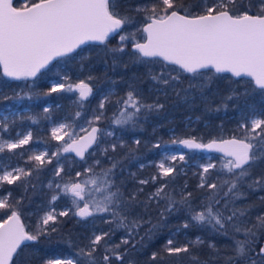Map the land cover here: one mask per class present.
<instances>
[{
    "label": "snow or ice",
    "instance_id": "1",
    "mask_svg": "<svg viewBox=\"0 0 264 264\" xmlns=\"http://www.w3.org/2000/svg\"><path fill=\"white\" fill-rule=\"evenodd\" d=\"M251 9L252 0H248L247 6L245 0H198L194 4L184 0H157L151 7L137 6L134 10H122L120 0H29L22 7H15L13 0H0V69L4 77L28 80L36 77L54 58L75 54L87 41L98 42L104 46L105 55L114 57L128 52L131 45L128 55L132 64L148 65L159 59L176 66L171 71H149L153 81L148 90L150 95L166 94L167 89L178 94L184 92L186 96L194 91L203 95L213 80V73L250 78L248 83H254L255 88L249 91L245 86L241 92L232 90L222 100L226 107V101L246 98L256 89L264 95V0H259L255 14ZM141 14L143 23L137 19ZM116 37V44L108 47L110 40ZM112 63L115 66L117 59L114 58ZM124 66L128 67L127 64ZM185 77L188 85L181 88ZM136 80L134 76L126 82L123 95L111 90L103 95L85 120L87 127L77 121L88 115L84 102L92 94V88L84 80L75 85L53 83L42 95L78 91L77 103L81 111H77L70 121L52 128V139L63 143L57 144L55 151L45 149L37 153L33 150L28 161L34 164L27 169L12 167L10 161L5 163L2 154L5 151L14 153V150L28 145L33 133L31 130L26 133L18 131L16 137L11 138L15 118L23 119V116L13 112V105L0 109V192L5 193L0 195V209L8 208L11 213L0 222V264H16L24 242L50 238L59 231L57 225L62 223L59 218L69 216L79 217L87 234L77 237L76 242L69 241L76 249L72 257L47 260L45 264H125L130 252L146 248L158 239L168 217L181 214L184 217L182 222L163 245V252L169 256L185 253L190 255L193 264H215L220 250L212 241L207 242V247L215 255L207 260H202L193 251L205 245L200 236L177 246L175 237L181 229L195 227L208 231L213 237H225L231 241L232 254L224 258V264H264V213L256 214L253 219L255 205L237 206L238 201L247 198L248 192L264 191V174L253 177L254 167L264 161V110L250 106L240 111L236 129L240 136L224 139L221 135L207 143L196 137L171 140L172 145H182L189 150L222 154L218 163L210 157L206 163L198 165L201 169L198 173L200 182L196 186L199 196L188 190L187 183L179 188L173 187L176 177L183 171L174 162L185 161V154H177V150L156 165L157 174L138 181L141 186L156 185L154 191L141 199L144 187L126 193L124 182L116 180L115 170L120 162L109 155L110 151L115 153L118 148L127 147L121 138L116 137L113 125L120 129L135 128L142 118L146 120L164 107L159 95L149 101ZM31 87L27 92L16 93L15 97L3 98L32 100L39 94L32 92ZM109 107L113 109L111 116L108 115ZM48 111L45 107L44 113ZM105 121L107 127H104ZM80 132L86 135L81 136ZM5 133L9 134L8 139L4 138ZM134 143L139 146L141 142L136 139ZM154 147L159 148L161 144ZM133 151L129 148V154ZM70 152L87 165L83 171L75 173L81 179L71 176L64 179V161L70 160L64 154ZM88 157H93L90 164ZM105 160L110 162L109 167H103ZM48 165L54 167L49 169ZM45 171L52 172L45 193L50 198L46 205H37L36 228L29 232L21 222L23 202L25 199L31 201L28 196L30 188L35 195L43 186L34 183L33 179L39 181ZM131 175L135 176V173ZM4 185L22 189L19 198H13V190H5ZM62 197L70 200L71 207L56 211L55 203ZM13 199L14 202L10 203ZM260 200L264 201V196ZM41 210L43 214L39 215ZM153 212H158L157 223H153ZM97 221L107 226V230ZM146 225L148 227L141 235V229ZM121 230L123 234L115 243L114 239ZM162 259L154 251L150 264ZM127 264L134 262L128 260Z\"/></svg>",
    "mask_w": 264,
    "mask_h": 264
},
{
    "label": "trees",
    "instance_id": "2",
    "mask_svg": "<svg viewBox=\"0 0 264 264\" xmlns=\"http://www.w3.org/2000/svg\"><path fill=\"white\" fill-rule=\"evenodd\" d=\"M29 3V0H13L15 7H22L23 3ZM157 0H120L121 9L134 10L137 6L151 7ZM185 3L194 4L198 3V0H184ZM248 0H245V6H247ZM259 6V0H252V13L255 14ZM134 14V13H133ZM140 23L145 22L143 20V14L137 17ZM118 37L110 40L108 47H112L116 44ZM131 45L128 46V52L131 51ZM128 52L125 54H116L114 57L112 54L105 55L104 46L99 43H89L82 48L78 49L75 54H70L65 57H59L51 62L46 68H44L36 77L28 80H9L5 78L0 69V109H3L7 105H13L16 107L18 101L15 99L5 100L4 96L15 97V94L29 91L31 85V91L38 93L32 100L25 98L19 101V107L29 108L28 118L36 119L37 126H32L33 137L36 135V129L42 130L40 132L43 146L53 151L56 150V145L59 144L49 137V123H57L60 120L68 122L75 115L77 111H81L74 96L67 91L60 93H52L50 96H44L42 93L48 91L51 88V81L58 80L60 83L75 85L77 82L84 80L92 88L93 94H91L85 103V110L87 116L84 119L78 120L77 123L86 120L90 115L93 108L96 107L99 100L103 95H106L110 90L123 95L126 90V82L132 78L137 77L136 83L144 90L145 96L149 97V101L155 99L159 95V101L164 107L156 113L148 116L146 120L143 118L136 125L135 128L129 126L127 129L114 128L116 131L121 132V139L126 143L127 147L121 149L118 148L115 153L109 152L110 156H113L120 162L119 167L115 170L117 173L116 180L119 183L123 181L125 184V191L131 192L132 190L144 187L145 192L141 195V199L144 198L150 191H154L155 186L152 183L141 186L138 184L140 179H148L152 175L157 174V168L155 164L161 159V152L167 148H176L177 145H172V139H185L190 137H196L201 139L202 142L208 141L212 138L230 137L233 135L240 136L241 133L237 132V123L239 120V113L241 110H247L248 107L254 106L258 110H264V95L260 93L259 89L255 90V93L248 97H242L239 100L233 99L226 101L225 107L222 103L224 97H226L232 90L241 92L244 87L247 86L249 91L255 88L253 83L249 84V80H235L228 75L211 74L213 80L204 89L203 95L199 91L188 93L187 96L184 92L173 91L167 89L165 93H152L149 94V88L153 85V81L150 79L148 73L151 70L152 73H159L161 70L171 71L175 67L169 66L161 61L148 65L132 64ZM117 59L118 63L113 66V59ZM125 64L128 65L125 68ZM66 77V80L60 78ZM92 79L89 80L88 77ZM60 78V79H59ZM116 81L114 85L112 82ZM200 82H203L201 80ZM188 85V79L185 77L181 88H186ZM73 99V101H71ZM115 97H113V100ZM45 105H49L48 113H44L43 108ZM239 105V107H237ZM219 108L217 111L216 109ZM113 109L109 107L108 115L111 116ZM27 116V114H26ZM25 117V114H23ZM47 117V118H46ZM48 117L51 120L48 121ZM30 120L26 121V129L30 126ZM16 121L11 129L10 136H14L16 130ZM108 126V122L105 121L104 127ZM140 140L139 146L134 141ZM33 140V138H32ZM118 142V141H116ZM157 143L161 144V147H154ZM129 148L134 151L129 154ZM185 154L184 161H176L178 167H181L183 171L176 177L173 187H182L185 183L188 185V190L192 191L194 195L199 196L196 186L200 182L199 172L201 169L198 167L199 163H205L204 155L194 151H183ZM70 160L75 158L64 155ZM213 161L218 163L219 156H212ZM70 160H65L66 165L64 179L67 180L69 176L73 179H81L75 176L77 171H83L86 167L82 161L79 163H71ZM93 157H88V163H92ZM34 162L28 163V168L32 167ZM144 167L141 168L140 165ZM110 162L105 160L103 167H109ZM49 169L54 165H48ZM123 169V171H121ZM99 171V169H97ZM135 173V176L131 175ZM264 174V161L258 163L253 169V177ZM52 172L45 171L39 181L33 179L34 183L42 184L43 186L37 190V193L33 195L31 188L29 189L28 196L31 197V201L25 199L23 202L24 215L22 216V223L25 225L26 231L34 232L37 224L38 214L37 205H46L50 196L46 197L45 193L48 192L47 184L51 178ZM4 189L13 190V198H19L22 189H17L14 185H4ZM264 196V191L248 192L247 198L238 201L237 206L241 205H255L252 212V218L258 213H264V201L260 200V197ZM14 202L10 200V203ZM69 206V202L62 197L55 203L56 211H61ZM46 210V209H44ZM8 208L0 209V222L10 215ZM43 214V210L39 212V215ZM153 223H157L158 212H153ZM183 215H173L168 217L166 226H163L158 233V239L148 244L146 248L139 249L130 252L126 257L125 264L128 260L134 262V264H150V256L152 252H158L163 259L158 260L155 264H193V261L189 254L181 253L179 256H169L163 252V245L168 239L169 234L175 230L183 220ZM62 223L57 225L59 231L53 234L50 238L42 237L38 241H30L22 248L20 255L16 258V264H45L47 260H51L55 257H72L76 251L71 246L69 241L76 242L77 237H81L87 234L86 227L83 223L79 222L80 218L75 216L60 217ZM147 219V217H145ZM100 227H104L107 230V226L100 224ZM148 226L141 229V235L144 234ZM123 234V230L117 233L114 242L118 243L120 236ZM197 236H200L205 240V245L193 249L197 252L202 260L209 259L210 256L215 254L207 247V242L212 241L216 244V247L220 250V257L215 259V264H224V258L231 255V241L225 237H213L208 231H202L198 228L181 229L176 235L175 239L178 241L177 246L186 243L189 240H195ZM264 242V241H262Z\"/></svg>",
    "mask_w": 264,
    "mask_h": 264
},
{
    "label": "rangeland",
    "instance_id": "3",
    "mask_svg": "<svg viewBox=\"0 0 264 264\" xmlns=\"http://www.w3.org/2000/svg\"><path fill=\"white\" fill-rule=\"evenodd\" d=\"M23 4H25V2L23 3ZM143 65H145V64H143ZM6 78V77H5ZM60 78H63V80H66L65 78L66 77H64V76H61ZM59 78V79H60ZM7 79H9V78H7ZM9 80H12V79H9ZM53 83H60V81H58V80H54V81H51V87H52V85H53ZM77 83H79V82H77ZM76 83V84H77ZM87 83V82H86ZM68 84H70V82L68 83ZM88 84V83H87ZM67 92H69V94H71V95H73L74 96V99H76V100H78V94H79V92L78 91H67ZM92 94H93V91H92ZM71 101H73V99H71ZM18 105L20 104V102L18 101V103H17ZM45 107H47L48 109H49V105H45ZM44 107V108H45ZM44 108H43V110H44ZM13 112H19V113H21L22 114V116H23V114H25V117H23V119H20V117H16L15 119H16V121H19V120H25V121H27V119H29L28 118V113H29V108H27V107H24V108H20V107H13ZM26 114H27V116H26ZM75 116V115H74ZM73 116V117H74ZM33 120H35L36 121V119H31L30 120V126L28 125V127H27V129L25 128V130H23V131H21V132H23V133H26L27 131H29V130H31V128L30 127H32L33 125L34 126H37L38 125V122L36 121L35 123H33ZM51 120V117H48V121H50ZM62 122H65V121H63V120H60V121H58L57 123H49V124H51L50 125V128H49V130H48V132H49V137L52 139V134H51V130H52V128L53 127H55V126H58V124H60V123H62ZM78 124H81V125H84L85 127H87V125L85 124V120L84 121H81V122H79ZM115 126V125H114ZM116 128H118L117 126H115ZM113 130H115L114 128H113ZM36 131H38V132H42V130H37L36 129ZM76 131L77 132H79V127H77V129H76ZM115 132H116V137H119V138H121V132L122 131H120V132H118V131H116L115 130ZM32 133H33V129H32ZM82 133H84V132H80L79 134L81 135ZM15 135H16V133H15ZM68 138L67 137H65V140H67ZM110 140H115V138H109ZM54 140V139H53ZM55 142H58L59 144H62L63 143V141H57V140H54ZM30 144V143H29ZM28 144V145H29ZM24 146H26V145H24ZM29 148H27V153H28V156H30V155H32L33 154V150H35L37 153L39 152V151H44L45 149H47L45 146H43V144H42V141H40V146H39V148L38 149H36V148H33V147H31L30 145L28 146ZM178 150V151H177ZM53 151H55V149L53 150ZM174 151H177V154H183V151L182 150H180L179 149V147H176V148H167V149H164L162 152H161V159L159 160V161H157V163L155 164V166L161 161V160H163L164 159V157L166 156V155H170V154H172V152H174ZM28 156L25 158V162L27 163H29V162H32V161H28ZM212 158V156H207V155H204V158H205V163L208 161V158ZM186 161V160H185ZM184 161V162H185ZM214 162V161H213ZM169 163H172L171 161H169ZM214 163H216V162H214ZM200 164H203V163H199L198 165H200ZM23 167V166H22ZM64 200H66V201H68L69 202V206H67V207H71V203H70V200L69 199H67V198H64ZM66 207V208H67ZM61 210H64V209H61ZM73 211H74V209H73ZM56 258H60V257H55V258H53V259H51V260H54V259H56ZM63 258H70V257H63Z\"/></svg>",
    "mask_w": 264,
    "mask_h": 264
},
{
    "label": "flooded vegetation",
    "instance_id": "4",
    "mask_svg": "<svg viewBox=\"0 0 264 264\" xmlns=\"http://www.w3.org/2000/svg\"><path fill=\"white\" fill-rule=\"evenodd\" d=\"M16 126L17 127H16V130L14 132V136L11 138H15L16 137L15 133H17L18 131L21 132V131L25 130L26 121L22 120V121L18 122V124ZM4 138L8 139L9 134L5 133ZM40 139H41V134H40V132L37 131L36 135L33 137V140L30 141L29 145L33 148L38 149L40 146ZM29 145H26L20 149L14 150V153H8L7 151H5V153L2 154L5 163H8L10 161L12 167H16V166L22 167L23 166V168L27 169L28 168V162L26 163L24 160L28 156L27 148H29L28 147ZM4 194H5L4 192H0V195H4Z\"/></svg>",
    "mask_w": 264,
    "mask_h": 264
},
{
    "label": "water",
    "instance_id": "5",
    "mask_svg": "<svg viewBox=\"0 0 264 264\" xmlns=\"http://www.w3.org/2000/svg\"><path fill=\"white\" fill-rule=\"evenodd\" d=\"M89 43H98V42H94V41H87V42H85V44H83V45H81L80 46V48H82L83 46H85V45H87V44H89ZM79 48V49H80ZM130 49H131V47H130ZM57 58H59V57H57ZM57 58H54L51 62H53L55 59H57ZM158 59V58H157ZM159 60V59H158ZM159 61H161L162 63H164V64H166L165 62H163L162 60H159ZM50 62V63H51ZM49 63V64H50ZM167 65V64H166ZM169 66H173V65H169ZM174 67H176V66H174ZM2 70V69H1ZM43 69H41V71H42ZM40 71V72H41ZM2 74H3V72H2ZM221 75H228V76H230V77H232L233 79H235V80H241V79H244V80H249L250 81V78H248V77H244V78H237V77H233L230 73H220ZM7 78V77H6ZM10 79V78H9ZM254 84V83H253ZM89 86V85H88ZM90 87V86H89ZM78 97H79V94H78ZM83 135H86V133H82L81 134V136H83ZM232 136H230V137H226V138H224V139H228V138H231ZM207 142H209V140L208 141H205L204 143H207ZM178 147H179V149L180 150H182V151H194V152H197V153H201V154H203V155H207V156H221L222 154L221 153H218V152H214V151H212V152H209V151H205V150H196V149H193V150H189V149H186V148H184L182 145H178ZM64 155H67V156H70V157H73V158H75L77 161H80V158L79 157H77L76 155H75V153L74 152H70V153H65ZM87 155V154H86ZM7 219V218H6ZM22 222V221H21ZM26 243H28V242H24V244H26Z\"/></svg>",
    "mask_w": 264,
    "mask_h": 264
}]
</instances>
